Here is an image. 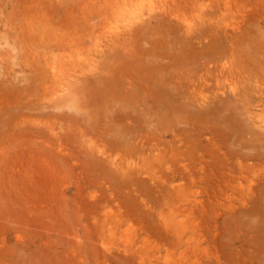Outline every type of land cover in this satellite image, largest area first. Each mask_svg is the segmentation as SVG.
<instances>
[{
	"label": "rangeland",
	"instance_id": "rangeland-1",
	"mask_svg": "<svg viewBox=\"0 0 264 264\" xmlns=\"http://www.w3.org/2000/svg\"><path fill=\"white\" fill-rule=\"evenodd\" d=\"M181 1L184 5L177 10L185 15L192 13L187 0ZM117 2L0 0V264H235L241 255L234 241L243 243L242 249L249 254L251 234L234 239L236 236L232 237L234 232L230 229L234 216L222 205L220 213H215L219 205L211 199L207 201L205 215H208L203 213V218L197 217L198 212H181L178 218L177 213L163 215L174 220L181 235L189 236L195 229L205 228L198 231L202 235L201 243H196L187 255L181 256L179 252L168 253L169 245L163 241V238L168 240L160 223L164 217L160 220L159 215L161 209H166L163 194L170 199L172 196L178 198L179 192L170 186L167 188L161 183L163 179L153 178L160 170L166 174L171 169L168 168L170 162L166 167L154 158L152 149L160 139H172L179 127L187 129L186 137L187 132H191V124L177 119L161 122L159 108L152 107L153 95L142 92L138 101L125 106L126 98H130L127 87L122 86V93H116L115 99V94L108 93L109 96L103 92L104 98L94 92L102 81L91 86L103 76L116 74L117 66H131L128 69L135 78L127 77V80L138 83L146 77L149 70L145 64L151 61L158 65L169 63L167 68L172 71L185 70L187 79L194 81L203 70L199 60H219L224 48L214 52L208 49L202 54L196 52L192 66L190 63L183 69L176 68L177 59L183 54L179 46L185 30L178 31L183 37L163 28L156 31L153 28L158 27V22L159 25L169 24L167 18L150 17L147 9L143 18H137L135 10L128 12ZM135 6L136 3L132 5ZM261 21L264 26V17ZM117 25L121 27L116 28ZM250 26L246 29L252 47L247 43V51L264 56V27L254 23L250 30ZM198 27L203 28L196 25L192 33H185L186 37L198 34ZM118 32L120 36L117 37L115 33ZM159 37L166 43L169 41L164 44L171 54L175 53L171 61L152 56L151 48L157 40L154 38ZM118 38L122 40L115 41ZM122 41L127 46L122 45ZM190 45L188 48H192ZM121 53L127 59H122ZM181 61L183 64V59ZM160 66L150 67L148 73L152 74V68L158 71ZM189 67H193L192 70ZM70 79L72 87L65 85ZM146 82L152 85L149 80ZM62 87L67 88L63 90ZM60 88L62 91H57ZM157 88L152 85L153 90ZM101 106H106L102 115ZM202 108L206 109V105ZM260 113L264 115V110L260 109ZM13 116L16 119L11 123ZM65 117L69 119L66 121ZM142 137L149 141L148 149L140 146ZM202 137L205 141V136ZM202 137L196 140L192 148L196 151L188 159L198 162L200 153L197 151L202 148L208 159L216 162L217 146L207 144ZM230 138L233 137H225L221 142L225 147L230 146L229 149H237ZM104 147H108L110 153L114 151L116 158L144 157L142 169H148L147 172L131 173L125 164L124 169L120 168L121 163L106 159V154L101 152ZM168 157L174 158L171 154ZM132 158L129 159L134 160ZM177 163L179 161H176L178 167ZM215 170L218 178L221 171ZM236 172L239 174L238 168ZM211 182L214 185L204 197L215 195L217 181ZM148 205L154 209H149ZM160 206L164 207L160 209ZM118 221L119 226L111 231V225ZM244 224L239 223L240 227H245ZM150 231L156 233L152 237L161 241L153 238L152 244L157 247H141L142 235ZM130 232L137 236L132 237L134 234ZM217 244L222 246L220 260L211 257ZM142 249L145 256H142ZM238 264L243 262L239 260Z\"/></svg>",
	"mask_w": 264,
	"mask_h": 264
},
{
	"label": "bare ground",
	"instance_id": "bare-ground-1",
	"mask_svg": "<svg viewBox=\"0 0 264 264\" xmlns=\"http://www.w3.org/2000/svg\"><path fill=\"white\" fill-rule=\"evenodd\" d=\"M134 3L137 4L135 8L132 7ZM186 3L190 5L191 12H196L194 15H192L193 12L185 15L177 10L178 7L184 5L181 0H148L147 3L146 0H118L117 2L118 5L122 4L128 12L135 10L137 12L135 17L137 18H143L146 15V9L150 17L157 16L159 19L167 18L169 24L159 25L158 22V27L153 28L156 31H160V29L163 28L170 32L173 31L172 34L174 32V34H176L179 30H185L184 33H182L185 37L178 32V35L182 36L185 42L181 41L180 43L182 44L180 45L179 40L176 43L180 45L179 47L183 53L182 56H179V59H183L184 63H180L181 60L177 59L178 57L176 55L175 57H177L176 59L179 61L178 65H182L178 66L176 64L178 61L174 59V62L176 61L174 67L175 64L177 65L176 68L179 69H183V67L187 65L189 66L190 63L196 60L194 58L196 52L202 54L208 49L214 52L220 48H224V50L221 51L225 52L220 56L219 60L212 61L207 59L203 60L201 58L199 61L203 63V70L194 81L192 79H187L185 70L183 72L180 70L178 71V69L172 71L167 68L169 63L162 62L163 64L159 63L158 65L155 64L154 61H151V64H145L148 66L147 68L149 71H147L149 73L150 67L161 65V69L158 67V71H156L157 69L152 68V74L146 71V77L140 80L143 81L142 84L140 81L136 83V80H127V77H130V79L135 78L134 73L128 69L131 66H117L116 74L103 76L101 79L92 82L91 86L102 81V85L94 90V92L103 96V92H107L106 95L108 93L111 95L112 93L116 96V93L119 91L122 93V86L127 87L130 98H126L124 102L125 106L132 105L135 101H138L139 97L141 98L140 95L142 94L140 93L142 92H145L144 94L147 93V95H153L154 103L152 102V107L159 108L161 122L170 123L177 119L179 122L191 124V127L189 126L191 132H187L188 135L186 137L187 129L179 127V131L172 139L167 141L165 137V140L160 139L159 142L153 145L154 148L152 151L154 152V158L160 160L166 167L170 162L168 168L171 169L166 174L162 173L160 170L158 175L153 174V178H156V180L163 179L161 183L165 184L167 188L170 186L172 189L179 192L178 198L172 196L168 199V195L166 196L163 194L162 199L164 202H162L168 207L165 206L166 209H161L162 206L159 207L161 209L159 211L160 220L163 219L166 212L171 215L177 213L176 218L180 216L179 214L181 212H198V214H196L197 217L203 218L208 215V213L205 215L207 211V201L209 199L216 201L219 207L216 209L215 213L219 214L223 206L234 216L233 223H230V229L234 232V236L232 237L234 238L236 236L234 239L237 237L245 238L248 234H251V237L249 236L250 242L248 243L250 247H248L250 250L249 254L245 253L242 249L245 247H242V245H244L243 243L237 244V241H234V244H236L238 248L236 250L237 253L242 256L236 258L235 264H238L239 260H241L243 264H255L256 261H259V263L257 262L258 264H264V115L260 113V109L262 111L264 110V56L253 55L247 51V49H249L247 43H250V36H248L249 33L246 29V27L252 26L254 23H259L261 26V18L264 17V0H192V2L187 0ZM191 15L193 17H191ZM196 25L203 26V28L198 27L200 30L198 34L193 36L189 35L188 37L190 39L188 41L184 40V38H188L185 33H192L191 31L195 30L194 28ZM251 26L250 30H252ZM120 27V25H117L116 28ZM261 27L264 26L262 25ZM115 36H120V33H115ZM159 38L154 39L158 40ZM119 39L122 40L118 38L115 41H119ZM194 39H197V41H194ZM112 40L114 41V38H112ZM157 40L153 43V47L151 48L152 51L150 50L152 56L170 60L175 53L171 54V52H169L168 47L164 44L166 42H164L163 39ZM165 41H167V39ZM168 42L169 41H167V43ZM190 43L192 48H188ZM122 45L127 46V44H123V41ZM251 49L252 48H250V51H252ZM254 50L253 47V51ZM255 52L259 54L258 51ZM260 53L263 54L262 51H260ZM147 54L150 55V52ZM176 54L178 53L176 52ZM121 55H123V53H121ZM124 57L125 55L122 56V59H127V57ZM24 59L25 57L23 60ZM27 59L29 58L27 57ZM25 61L27 62V60ZM152 62L154 63L152 64ZM192 65L193 63L191 66ZM132 67L136 68L134 66ZM33 68L35 67L32 65L31 70H33ZM77 79H79V77ZM146 80H149L153 86L158 88L153 90L152 85L146 82ZM65 85L72 87L74 85L73 80H68ZM62 88L66 90L67 87ZM62 88L59 90L57 89V91L61 92ZM102 88L103 91L101 90ZM71 89L73 91L75 90L74 88ZM158 92H161V94ZM67 94L69 95V92ZM147 95L142 98H146ZM116 98L117 96L115 99ZM104 101H107V99ZM158 101L159 104H157ZM204 105H206V109L202 108ZM148 106L152 108L150 104ZM105 108L100 109L99 112L101 115L105 112ZM224 111H228V113L226 115L222 114ZM18 116L17 118L20 117ZM220 116H223L224 120L222 117V119H220ZM259 117H261V119ZM15 119L14 116L12 119L10 118L11 123H14ZM68 119L69 117H65L66 121ZM53 123H55V121ZM217 123H224L225 126L223 127L222 124L217 125ZM158 128H160V126ZM136 136L135 139L138 138V136ZM177 136H179V139H177ZM202 136H205V141ZM228 136L233 137L230 138V141L232 140L233 143L236 144L238 147L237 149H232V146V148L229 149L230 146L225 147L224 143L221 142L225 137L227 139ZM199 137H202V141L207 144L215 147L217 146V151H219L216 153V157L218 158L216 162L210 161L206 155L207 152L202 148H199L197 151L200 153L199 159L196 158L198 162L195 161L194 163L189 160L190 158L188 159V157L192 156L191 153L196 151L192 148L194 144L197 143L196 140ZM143 138L144 137L141 138L140 146L148 149L149 141L146 139L143 140ZM227 140H229V138ZM212 151L213 150H211L210 153H213ZM101 152L106 154V159L112 161V163H121L120 168L124 169L123 164L127 165L131 173L133 171L135 173H145L148 170L142 169L144 160L142 156H138L137 158H132V156H126L127 158H116L115 152L113 151V153H110L108 147H104ZM169 154L174 156L172 160L168 157ZM186 155L187 157H185ZM129 158L134 160H130ZM176 161H179V163H177L178 167ZM215 168L221 171V176L218 178H216L217 173H214L216 171ZM237 168L239 174L236 172ZM211 181L218 182L215 183L217 185V187H215V195L208 194L207 197H204V193L209 191L211 185H214ZM194 186L196 188H194ZM94 195L95 194H93V196ZM150 207L151 205L149 209H154V206ZM240 222H242V224L245 223V227H240ZM119 223L120 221L116 222V224L114 226L111 225L109 229L112 231L119 226ZM160 223L164 226V229L161 228V230H166V232H164L165 234L167 233L169 240L163 238V241H166V244L169 245L166 249L168 253L169 251H173L179 252L178 254L181 256L187 255L194 248L196 243H201L202 235L198 231H204L205 228L203 227L197 230L195 229L189 236H185L178 233L179 231L171 217H164L163 221ZM104 225L106 224L104 223ZM161 225H159L158 228H160ZM247 227L249 229L246 230ZM158 230L161 233L160 229ZM218 230L219 228H217V231ZM241 230L245 232L243 231L242 234L240 233ZM76 233L77 232H75V234ZM152 233L150 231L148 235H142L143 245L141 247L158 246L152 244L153 238H155L152 236L156 235V233H154L155 235ZM133 234L134 232L131 233V235ZM165 234L163 236H165ZM135 236H137V233L132 237ZM239 239L241 240V238ZM103 242L106 243L104 240ZM128 246L131 247L132 244L129 243ZM221 248L222 246L217 244L211 257L220 260ZM141 253L142 256L146 254L144 249L141 250ZM243 255H245V257H243Z\"/></svg>",
	"mask_w": 264,
	"mask_h": 264
}]
</instances>
